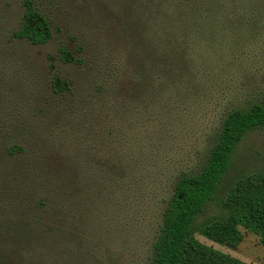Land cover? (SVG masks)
Instances as JSON below:
<instances>
[{"label": "rangeland", "instance_id": "1", "mask_svg": "<svg viewBox=\"0 0 264 264\" xmlns=\"http://www.w3.org/2000/svg\"><path fill=\"white\" fill-rule=\"evenodd\" d=\"M34 2L51 27L41 45L12 37L21 0H0V264H151L178 177L200 171L231 109L264 101V0ZM262 171L254 129L194 238L264 264L253 233L231 249L197 232Z\"/></svg>", "mask_w": 264, "mask_h": 264}, {"label": "trees", "instance_id": "2", "mask_svg": "<svg viewBox=\"0 0 264 264\" xmlns=\"http://www.w3.org/2000/svg\"><path fill=\"white\" fill-rule=\"evenodd\" d=\"M21 6L20 24L12 31V37L32 45L50 40V21L39 12L34 0H21ZM58 51L63 62H76L65 49ZM54 88L57 89L56 83ZM254 129H264V101L245 109H231L223 117L200 171L182 174L173 186L152 244L151 264H249L198 241L191 224L213 199L218 184L231 167V156L240 140ZM221 206L223 216L206 217L198 225L201 236L234 249L241 241L242 228L257 235L259 244L264 246V171L235 180Z\"/></svg>", "mask_w": 264, "mask_h": 264}]
</instances>
